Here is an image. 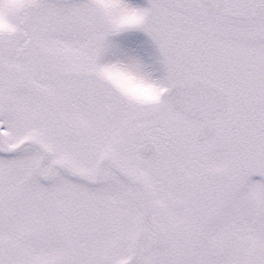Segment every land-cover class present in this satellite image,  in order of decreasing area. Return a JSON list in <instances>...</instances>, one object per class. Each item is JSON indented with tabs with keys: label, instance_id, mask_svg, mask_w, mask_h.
Listing matches in <instances>:
<instances>
[{
	"label": "snow or ice",
	"instance_id": "1",
	"mask_svg": "<svg viewBox=\"0 0 264 264\" xmlns=\"http://www.w3.org/2000/svg\"><path fill=\"white\" fill-rule=\"evenodd\" d=\"M0 264H264V0H0Z\"/></svg>",
	"mask_w": 264,
	"mask_h": 264
}]
</instances>
